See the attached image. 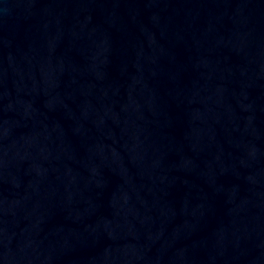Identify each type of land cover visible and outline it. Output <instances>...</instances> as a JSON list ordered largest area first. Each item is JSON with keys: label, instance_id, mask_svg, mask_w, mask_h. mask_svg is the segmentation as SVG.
I'll return each mask as SVG.
<instances>
[{"label": "water", "instance_id": "water-1", "mask_svg": "<svg viewBox=\"0 0 264 264\" xmlns=\"http://www.w3.org/2000/svg\"><path fill=\"white\" fill-rule=\"evenodd\" d=\"M0 264H264V0H0Z\"/></svg>", "mask_w": 264, "mask_h": 264}]
</instances>
